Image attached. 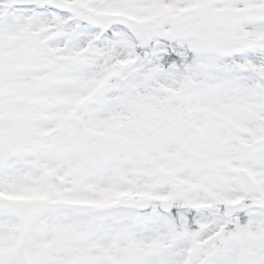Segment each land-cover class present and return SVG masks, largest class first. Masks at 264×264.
Here are the masks:
<instances>
[{"label": "snow or ice", "instance_id": "6c2138e0", "mask_svg": "<svg viewBox=\"0 0 264 264\" xmlns=\"http://www.w3.org/2000/svg\"><path fill=\"white\" fill-rule=\"evenodd\" d=\"M0 264H264V0H0Z\"/></svg>", "mask_w": 264, "mask_h": 264}]
</instances>
